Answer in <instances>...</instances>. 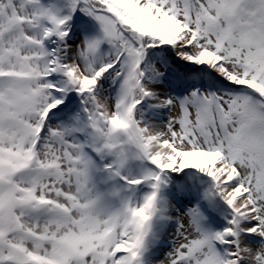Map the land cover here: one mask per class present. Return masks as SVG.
Returning <instances> with one entry per match:
<instances>
[{
    "label": "snow or ice",
    "instance_id": "obj_1",
    "mask_svg": "<svg viewBox=\"0 0 264 264\" xmlns=\"http://www.w3.org/2000/svg\"><path fill=\"white\" fill-rule=\"evenodd\" d=\"M0 264H264V0H0Z\"/></svg>",
    "mask_w": 264,
    "mask_h": 264
}]
</instances>
